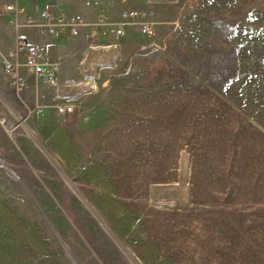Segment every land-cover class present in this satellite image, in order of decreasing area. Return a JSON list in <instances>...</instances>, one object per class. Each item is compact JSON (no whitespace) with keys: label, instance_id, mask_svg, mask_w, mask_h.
<instances>
[{"label":"rangeland","instance_id":"obj_1","mask_svg":"<svg viewBox=\"0 0 264 264\" xmlns=\"http://www.w3.org/2000/svg\"><path fill=\"white\" fill-rule=\"evenodd\" d=\"M16 2L86 24L42 34ZM0 264H264V0H0Z\"/></svg>","mask_w":264,"mask_h":264},{"label":"built area","instance_id":"obj_2","mask_svg":"<svg viewBox=\"0 0 264 264\" xmlns=\"http://www.w3.org/2000/svg\"><path fill=\"white\" fill-rule=\"evenodd\" d=\"M95 4L111 1V0H89ZM6 16L10 20L16 21L21 15L27 16V21L30 26L38 28L42 34L55 35L60 33H68L71 36H78L82 28L86 24V20L82 16L71 15L60 10H51L49 8L41 9L38 14L33 13L29 5H25L20 2L6 5L5 7ZM128 15L135 16L134 12H126L123 16L126 18ZM17 24V23H15ZM97 29L101 30L103 35H107L108 24L103 18H100L96 25ZM137 27L143 34L152 36L155 34V28L150 23L137 22ZM114 32L118 36L126 34L127 28L124 25H118L114 27ZM27 54L26 67L34 75L40 77L44 82L51 86L58 87L57 83V71L59 68L58 63L47 62L41 63L38 60V47L32 44L26 35L19 34L17 37V42L10 52L11 58H13L16 63L17 69L20 65L19 56ZM14 64L8 63L7 68L9 71L14 69ZM14 78L16 79L18 85L23 83L20 82V77L18 71H12ZM56 108L60 114L71 113L75 109L74 104L70 103H57Z\"/></svg>","mask_w":264,"mask_h":264},{"label":"crops","instance_id":"obj_3","mask_svg":"<svg viewBox=\"0 0 264 264\" xmlns=\"http://www.w3.org/2000/svg\"><path fill=\"white\" fill-rule=\"evenodd\" d=\"M23 4H26V3H23ZM27 30V29H26ZM82 32V31H81ZM60 34H67L69 35L68 33L64 32V33H60ZM71 36V35H69ZM73 37H77V36H73ZM33 43H35L37 46H38V49H39V57H40V60H43L42 58H44L42 56V52H48V51H52L53 49H51V47H53V44L49 43L45 38L43 37H40L38 40L37 39H33ZM46 59V58H45ZM44 61V60H43ZM24 71V70H23ZM22 74V73H21ZM22 75H25V73L23 72Z\"/></svg>","mask_w":264,"mask_h":264}]
</instances>
